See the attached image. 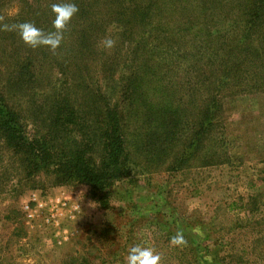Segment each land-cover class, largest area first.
<instances>
[{"label": "rangeland", "instance_id": "rangeland-1", "mask_svg": "<svg viewBox=\"0 0 264 264\" xmlns=\"http://www.w3.org/2000/svg\"><path fill=\"white\" fill-rule=\"evenodd\" d=\"M20 7L19 0H0V98L32 140L46 133L48 107L76 86L59 76L66 70L54 57L18 73ZM215 23L226 26L220 14ZM190 43L185 51L195 48ZM152 59L168 75L157 87L159 104L170 102L195 118L202 95L185 93L195 82L189 59L176 64L161 49ZM108 80L99 83L106 91L113 85ZM163 84L168 91H160ZM211 123L178 167L143 166L131 153L128 173L95 193L85 184L57 182L52 167L28 164L0 138V264H128L136 245L151 249L159 264H264V91L225 95ZM177 236L182 242L173 244Z\"/></svg>", "mask_w": 264, "mask_h": 264}, {"label": "trees", "instance_id": "trees-1", "mask_svg": "<svg viewBox=\"0 0 264 264\" xmlns=\"http://www.w3.org/2000/svg\"><path fill=\"white\" fill-rule=\"evenodd\" d=\"M59 2L19 0L22 7L14 23L30 22L45 34L53 32L52 5ZM74 2L79 11L63 30L60 53L55 54L58 47L32 48L22 40L18 49L23 52L19 74L31 62L54 57L52 62L66 70L59 76L76 86L45 111V135L26 138L17 111L0 98V138L6 147L25 155L28 164L52 167L59 183L103 191L128 173V163L135 164L131 153L143 166L165 161L168 170L178 167L215 126L211 120L225 95L264 91V0ZM219 14L226 21L224 28L215 27ZM108 38L115 41L110 49L102 43ZM189 43L195 48L185 51ZM158 49L176 64L189 59L195 82L185 93L202 95L195 118L187 109L157 101V87L168 76L151 61ZM103 78L112 89L101 88ZM160 89L168 91L164 84Z\"/></svg>", "mask_w": 264, "mask_h": 264}, {"label": "clouds", "instance_id": "clouds-1", "mask_svg": "<svg viewBox=\"0 0 264 264\" xmlns=\"http://www.w3.org/2000/svg\"><path fill=\"white\" fill-rule=\"evenodd\" d=\"M78 11L74 0H61V2L52 5V12L55 15L53 20L55 31L45 34L30 22L19 23L14 26V30L20 39L32 48L46 46L55 50L62 39L63 30ZM102 43L104 48L110 49L114 46L115 41L108 38ZM181 242L182 238L179 236L172 239L173 244H180ZM127 260L128 264H159L160 257L155 255L151 249L136 245L129 250Z\"/></svg>", "mask_w": 264, "mask_h": 264}]
</instances>
